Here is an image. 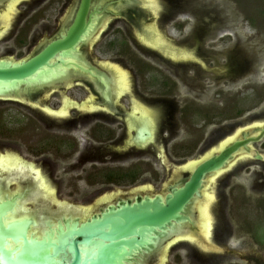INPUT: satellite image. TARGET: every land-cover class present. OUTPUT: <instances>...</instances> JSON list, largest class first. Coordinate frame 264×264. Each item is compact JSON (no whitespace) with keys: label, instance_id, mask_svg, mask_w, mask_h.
Here are the masks:
<instances>
[{"label":"rangeland","instance_id":"rangeland-1","mask_svg":"<svg viewBox=\"0 0 264 264\" xmlns=\"http://www.w3.org/2000/svg\"><path fill=\"white\" fill-rule=\"evenodd\" d=\"M43 1L29 0L21 3L20 8L28 11L31 2ZM178 2L176 7L170 8L167 0H163L173 12L163 9L159 20L145 18V21L160 23V32L168 44L189 50L193 56L171 61L150 54L126 35L128 47L134 48L139 58H147L145 62L149 64L137 61L147 70L146 80L136 74L131 77L133 88L141 86L144 93L138 92V99L164 110L163 117L157 121L154 138L146 144L136 146L132 143L125 147L126 136L123 129L118 128V136L112 141L92 140L89 136L95 120L112 123L115 127L121 122L108 115H90L89 121L83 123L81 116L79 121L74 119V111L67 119H54L17 102H0L1 151H13L25 163L44 169L56 191L54 205L61 202L81 210L82 206H90L91 212L103 205V202L98 204L97 199L112 190H116L112 200L132 196L140 190L162 192L167 182L184 175L177 168L187 159L202 156L239 127H247L244 131L255 133L251 125L264 120V0ZM188 2L195 4L204 18L202 27L211 26L203 43L195 35L198 12L193 14ZM59 5L55 2L52 7L51 27L45 28V23L41 22L34 30L37 35L56 30L61 15ZM23 22L21 19L20 24ZM127 28L130 29L129 25ZM114 30L113 26L107 28L102 33L103 38H110ZM13 32H8L0 48L3 54L17 57L18 53L24 57L27 45L17 49L10 39L14 37ZM22 36H26V32H22ZM5 46H13V50L7 51ZM110 55L113 61L121 65L124 62L133 70L134 65H129L124 57ZM100 59L111 60V57L104 55ZM86 93L79 86L65 92L77 99ZM62 94L60 90L48 102L58 105ZM121 102L128 109L129 96L122 97ZM22 113L29 114L38 124L30 120L20 122ZM253 148L264 153V139ZM228 167L212 184L216 197L211 203L214 229L209 242L205 244L195 239L192 245L177 242L153 255L148 264H158V257L163 255L165 264H264V162L244 158ZM128 169L136 170L137 178L133 182L127 178L121 184L106 181L109 171L122 175ZM7 204L8 209L14 202ZM38 204L44 208L45 202ZM28 207L37 209L31 203ZM54 210L55 207L47 209L48 212Z\"/></svg>","mask_w":264,"mask_h":264},{"label":"flooded vegetation","instance_id":"flooded-vegetation-1","mask_svg":"<svg viewBox=\"0 0 264 264\" xmlns=\"http://www.w3.org/2000/svg\"><path fill=\"white\" fill-rule=\"evenodd\" d=\"M13 0H0V16L6 12V10L9 8ZM29 0H22L16 7L15 11L13 12L10 24L8 26L2 25L0 21V42L7 36L8 32L14 31V37L13 35L10 36V39L14 43V46L19 49L20 45H27L28 52L26 56L20 57L19 54L17 57L14 55L8 53L3 54L2 48H0V61L6 60L11 62L20 61L23 59H27L30 57L35 56L37 53H39L41 50H43L47 45L52 43L53 41L57 40L58 38H61L63 34H66L69 27L73 24L77 11L79 9L81 0H44L42 2L34 3L31 2V4L28 6L29 10L26 11V8H20L21 3L28 2ZM158 1V12H162V10H170V8L176 7L178 5L179 0H167V6H171L170 8L166 7L165 4H163V0H157ZM60 3L59 11L61 12L60 19H58L59 24L58 27H56L52 33L49 34H43V35H37L35 33V28L42 22L45 23V28H50L51 23V10L54 6V3ZM191 3V4H190ZM189 7L188 9L191 10L193 14H196L198 12L195 4L192 2H188ZM193 4V5H192ZM179 7V6H178ZM178 9V8H177ZM187 10V9H186ZM166 11V12H167ZM170 12H173L170 10ZM159 13L158 15L155 14L154 9L150 4L147 2V0H91V6L89 13L87 15V22H89L90 15L92 14V20L90 21L91 28L88 31V34L83 37V39L75 46V51L72 52L71 56H62L61 54L58 55L57 58L53 60L55 63H59V60L64 61L63 65L61 67L63 70L61 71L56 69H53V71H59V74L54 76V80H50L47 83H44L42 85L38 86H32V87H22L20 90L17 91H10L6 93H2L0 95V102L3 101H13L17 102L19 104L25 105L31 109H38L41 113L46 115L47 117L54 118V119H67L70 117L71 111H74V119L77 121L80 120L83 123H86L90 119V115H108L110 117H113L115 121H121L117 122L116 127L113 126L112 123H108L103 120H95L94 126L92 128V133L90 134V138L95 142L99 143H106L109 141H112L116 139L118 136V129H123L124 137L126 136L125 140V147L130 146L132 143L136 144V146H142L146 144L145 142H138V137H142L141 135V126L137 124L135 128H133L132 131H130L129 123L132 116L133 111V98H136L137 100L144 103L146 106L152 109L154 115H155V125L153 130V138L155 135V127L157 124V121L159 118L163 117V111L162 107L155 108L154 106L148 104V102L138 99L137 94L141 93L144 94L142 91L141 86H138V88H133L132 86V80L133 75L136 74L138 77H143L146 80V77H144L147 73V70L145 68H142L138 65V62H142L144 65H149L148 59L144 58L145 60L139 58L137 55V52L134 48H129V42L126 39V35L128 37H131L135 44L138 47H141L142 49L146 50L150 54H158L161 57H165L166 59L173 60L176 59L171 54L166 53L163 49L153 46L149 44L146 39L149 37V34L151 33L148 30L149 26H153V24L157 25L158 29L160 23L152 22L147 23V20H159ZM165 13V12H164ZM197 21L198 25L196 26L195 35L201 40L203 43L205 40V37L207 33L211 32V26L202 27V20L204 19L199 12L197 13ZM150 16L151 19L148 17ZM145 18H148L145 21ZM24 19L23 24H20V20ZM205 22V20H203ZM119 23L120 25L116 26V24ZM129 25V30L127 26ZM113 26L115 30L112 32L111 37L109 36L104 37L102 33L106 31L107 28ZM201 27L203 28V31H201ZM14 29V30H13ZM19 29V30H18ZM118 31L115 33V31ZM160 31V29H159ZM22 32H26V36H22ZM119 34V35H118ZM124 36V38L122 37ZM9 38V37H8ZM100 41V42H99ZM97 42L101 43L97 46ZM170 44L165 43V46H169ZM96 46L98 47L97 49ZM175 46L176 45H171ZM126 47H128V52H126ZM5 49L7 51H12V48L10 46H5ZM95 49V51L93 50ZM180 50L179 47L176 48V51ZM94 51V52H93ZM133 52V55L130 56V52ZM189 51V50H188ZM2 52V53H1ZM191 52V51H190ZM96 53V54H95ZM110 53H114L117 56H121L122 58L128 60L129 65H134L133 70L129 69L128 65H120L128 71L129 74V80H130V88L129 90L125 91L123 95L118 97L116 93V86H115V74L112 71L113 67L111 64L118 63L116 61H113V56L110 55ZM104 55H108L111 57V60H101L100 58ZM135 57V58H134ZM115 60V59H114ZM136 61V62H135ZM138 61V62H137ZM128 67V68H127ZM66 69V71H64ZM144 72V73H143ZM144 74V75H143ZM79 86L83 88L87 93L85 96H83L80 99L74 98L72 96H68L65 94L66 90H69L72 87ZM60 90H62L63 94L60 99V102L58 105L54 106L51 103L48 102L49 98L57 94ZM145 91V90H144ZM139 92V93H138ZM68 96L72 101L75 102V105L71 108L70 113L67 116H57L54 114H51L46 110L47 107H51L55 110L61 108L63 106V97ZM124 96H129V106L128 109H125L123 107V104L121 102V98ZM146 98V95H145ZM86 102L87 105L93 106V108H85L83 107L82 103ZM160 104V103H159ZM186 111V110H184ZM22 117L19 118V121H27L30 120L32 123L38 124L36 120L29 116V114L22 113ZM83 116V117H82ZM2 116L0 115V137H2V130H3V123H2ZM160 120V119H159ZM118 128V129H117ZM235 132V131H234ZM244 132V130H242ZM241 132V133H242ZM240 133V134H241ZM94 134V135H93ZM239 136L241 139H243L242 135ZM254 135L255 133H250ZM94 136V137H93ZM228 136V135H227ZM226 136V137H227ZM226 137L221 139L219 142H217V145L222 142ZM237 138V137H236ZM48 144V143H47ZM254 144L252 145V149L254 150ZM3 146L0 144V148ZM219 147H216V149L213 151L215 152L218 150ZM206 149H204L205 151ZM210 150H213L210 149ZM202 151V152H204ZM6 152H11L6 151ZM6 152L1 151L0 149V155L5 154ZM209 152V151H208ZM12 154H15L19 156V154L11 152ZM207 153V152H206ZM205 153V154H206ZM203 154L202 156H204ZM211 155V154H210ZM202 156L198 157L201 158ZM247 156V157H245ZM244 157L239 156L237 157V161H241L244 158L249 159H255L251 155L246 154ZM20 157V156H19ZM198 158L193 159H187L185 163L182 165H179L177 169H181L184 172V177L182 176L180 179L175 180L173 182H167L165 185V190L162 192L157 193H144L143 190L135 191L132 196H125V197H118L116 199H111L114 194H116V190L112 193L111 196L103 198L105 194H103L101 197L97 199V203L103 202V205L98 208L94 209L91 212L84 211L83 208L78 209L73 205H65L61 202H57L55 205L53 204L54 199H52V195L45 197L42 195V187L40 185L41 181L37 177V169H41L43 175L47 178L48 183H51L52 188L54 189L52 182L49 180L48 174H46L43 170V168H38L36 166L31 167L32 163H21L22 165L14 167L12 169L4 170L0 167V212H3V205H7V203L14 202V205L11 208H8L5 210V213L1 214V219L4 221L5 224L12 221L5 222L6 213L15 207L20 202V211L16 215V219H24L23 216H26L25 218H31L34 219V216L38 219L40 222V231L44 230L46 228L45 220L47 219H53L56 221L57 218H60L64 215L66 216H72L77 217L79 220L83 221L92 215L100 214V211H102L107 206L114 204L116 205L121 200H132L134 201L139 196H145V195H151L154 196L158 193L165 194L168 192V187L170 185L175 184L176 182H185L187 181L193 170H190L189 168H186V164L189 163L191 160H195ZM235 160V161H236ZM233 161V163L235 162ZM199 164V163H198ZM197 164V165H198ZM35 165V164H34ZM196 165V166H197ZM226 168H229L228 166ZM226 168H223L221 170L225 171ZM222 171V172H223ZM208 174L203 182H206V179H209ZM130 179L132 182L137 178L136 170L135 169H128L126 172H123L122 175L118 174L116 171H109L107 175L108 182H112L114 184H121L122 182L126 181L127 179ZM208 182V181H207ZM206 182V183H207ZM147 187V185H145ZM142 188V186H139ZM144 187V186H143ZM147 189V188H146ZM110 191V192H112ZM204 191L203 187L201 189V196L195 198L193 204L190 206V215L192 219L194 220V225H191L190 223L182 224L181 226L177 225V229L170 234L167 239H162L157 247L152 250L149 254H139V257H137L135 264H148L149 259L153 257V255H158L165 247H168L170 243L174 241V239L179 238L175 243H173L171 246L176 244L177 242H187L192 245V240L195 239L199 242H206L208 243L209 240L206 239L204 236L200 235V224L199 221V209L195 207L197 201L200 200L205 202L204 199H206V195H204L202 192ZM111 194V193H110ZM204 195V196H203ZM39 202H45L44 208L43 206L38 204ZM31 203L33 205L37 206V209L28 207V204ZM49 204V205H48ZM54 211H47V209H53ZM91 209V208H90ZM29 212V213H28ZM33 216V217H32ZM35 220V219H34ZM33 220V221H34ZM32 225L31 231H29L30 226ZM34 222L31 223L28 227V235H32V231H35ZM203 243V244H204ZM170 246V247H171ZM163 257V256H162ZM162 257H158L157 262L158 264L162 263ZM139 258V259H138ZM133 262V261H132ZM139 262V263H138ZM134 263V262H133ZM0 264H2L0 262Z\"/></svg>","mask_w":264,"mask_h":264},{"label":"water","instance_id":"water-1","mask_svg":"<svg viewBox=\"0 0 264 264\" xmlns=\"http://www.w3.org/2000/svg\"><path fill=\"white\" fill-rule=\"evenodd\" d=\"M91 0H81L73 24L66 34L47 45L35 56L16 62L0 61V95L22 87L42 85L54 77L52 70L64 61L53 62L59 54L71 56L75 46L91 28L87 15ZM40 83V84H39ZM19 86V87H18ZM255 134L242 132V137L228 142L202 160L185 182H176L165 194L139 196L134 201L121 200L81 221L62 216L45 220L47 227L36 235H28V227L36 220L16 219L7 224L0 212V262L2 264H133L139 254L150 253L159 242L185 223L194 225L190 206L201 196L208 174L217 172L240 156L251 155L264 162V153L252 149L264 139V125L254 126ZM245 156V155H244ZM247 157V156H245ZM34 220V221H33ZM131 260V261H130ZM130 261V262H127Z\"/></svg>","mask_w":264,"mask_h":264},{"label":"bare ground","instance_id":"bare-ground-1","mask_svg":"<svg viewBox=\"0 0 264 264\" xmlns=\"http://www.w3.org/2000/svg\"><path fill=\"white\" fill-rule=\"evenodd\" d=\"M21 1L22 0H13L11 5L9 6V8L6 10V12L0 16V21H1L2 25H4L6 27L10 24L13 12L15 11L17 5ZM147 2L150 4V6L153 7L155 14L158 15V13H159L158 9H157L158 1L157 0H147ZM148 30L151 32L149 34V37L146 39V41L149 44L163 49L166 53L171 54L176 59L177 58H188V57L193 56L192 55L193 53L189 52L188 50L179 48L180 50L176 51L177 47H175V46L174 47L171 45L165 46V43H167V39L159 31L157 25L153 24V26H149ZM111 65L113 67L112 71L114 72V74L116 76L115 77L116 93H117L118 97H120L121 95H123V93L125 91L129 90V88H130L129 74H128V71H126L119 63H113ZM57 69L58 70L61 69V71L63 70L62 67L57 68ZM64 71H66V69ZM57 74H59V71H53L51 76L52 75L56 76ZM51 80H54V77H51ZM34 84L35 83H33V85H31L30 87L38 86V84H36V85H34ZM9 90H10V88L7 89L6 92H9ZM132 102H133V111H132L133 117H131L130 123H129L130 131H132L133 128H135L136 126L140 125L142 137L140 136L137 138L138 142L139 143L140 142L147 143L148 141H151L153 139L155 115H154L151 108H149L144 103L137 100L136 98H133ZM74 105H75L74 101H72L68 96H64L63 97V106L61 108L55 110L51 107H47L46 110H48V112H50L51 114L63 117V116H67L70 113V110ZM82 105L85 108H89V109L93 108V106L87 105L86 102L82 103ZM136 122L138 125L136 124ZM256 125H260V126L264 125V120L263 121L257 120L251 126H256ZM246 128H242V127L237 128V130L233 134L227 136L224 140H222V142L219 144V146L216 145L215 147H213V150H210L201 158L191 160L189 163H187L185 165L186 168H189L190 170L194 169L198 163H200L202 160H204L205 158L210 156V154H212V152L216 149V147H219L220 149L223 148L228 142L234 140L242 132V130H244ZM244 155H246V153H244ZM244 155L242 153L240 154L241 157L242 156L244 157ZM236 162H238V161L236 160L234 163H236ZM21 163H23L22 159L19 156L12 154L11 152H6L5 154L0 155V167L3 168L4 170L12 169V168L17 167L19 165L21 166L22 165ZM234 163H231V165ZM34 166L35 165L32 163L31 164L32 169ZM222 171L223 170H219L217 172L211 173L209 175V179H206V182L207 181L208 182L204 183V186H203L204 191L202 192L204 195H206V199H204L205 202L203 203L200 200H196L197 203H196L195 207L199 209V213H200L199 214V221H198V223L200 224V231L199 232H200V235L204 236L208 240H210L212 238L213 229H214L213 217H212V213H211V203H212V200L216 197V195H215L216 193L212 189V184L214 182H216V179L222 174ZM37 177L41 181L40 185L42 187V191H41L42 195H44L45 197L52 195L51 198L55 200L56 191H55V189L52 188L51 183H48V180L43 175L41 169H37ZM113 192L114 191L107 192L106 195L103 196V198L111 196ZM19 207H20V202H19V204H17L15 207L10 209L6 213V216H7L5 218L6 223H7V221L14 220L16 218V215L20 211ZM82 208L84 211L89 212V210H90V206L89 207L82 206ZM23 217L25 218L26 216H23ZM34 219L36 220V225H34L35 231H32V234L36 235L38 232H40V226L41 225L35 216H34ZM44 227H45V225H44ZM46 228H44V230ZM31 229H32V225L30 226L29 231H31ZM178 239L179 238L174 239V241L172 243H170L168 245V247H170ZM164 259H165V255H163V257H162V263L163 264H165ZM133 262H134L133 264H135L136 261H133Z\"/></svg>","mask_w":264,"mask_h":264}]
</instances>
